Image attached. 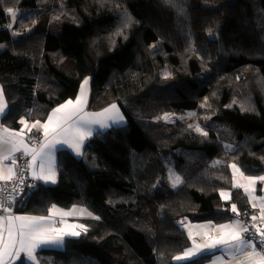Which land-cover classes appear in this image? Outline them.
Masks as SVG:
<instances>
[{"label":"trees","instance_id":"16d2710c","mask_svg":"<svg viewBox=\"0 0 264 264\" xmlns=\"http://www.w3.org/2000/svg\"><path fill=\"white\" fill-rule=\"evenodd\" d=\"M8 8L25 14L14 23ZM0 45L5 127L44 121L85 79L90 107L116 104L126 120L96 133L80 159L59 151L56 184L33 188L18 208L99 217L63 250L40 251V264H174L190 245L181 221H230L233 203L247 219L231 165L264 173V0H0ZM202 104L208 126L230 125L236 147L212 127L203 135L162 119Z\"/></svg>","mask_w":264,"mask_h":264},{"label":"snow or ice","instance_id":"6c2138e0","mask_svg":"<svg viewBox=\"0 0 264 264\" xmlns=\"http://www.w3.org/2000/svg\"><path fill=\"white\" fill-rule=\"evenodd\" d=\"M7 13L12 15L14 23L22 18L12 8H8ZM87 84L88 80L85 79L81 84V92L75 101L69 99L53 109L44 123L37 120L29 125L24 119H21L20 123L24 125L21 131H13L0 126V181L4 182L5 185L0 186V194L7 191L8 182L17 178L21 184L24 182V170L21 169L19 176L16 171V153L22 152L23 156L31 157L26 166L33 180L43 181L45 184H54L56 183V170L51 153L57 144H67L77 155H80L84 142L93 134L92 125H98L104 129L124 121V117L120 114L116 104L110 105L99 113L84 112V105L86 104L84 89ZM205 102H207V98H205ZM7 109L8 104L5 101L3 90L0 89V116L4 115ZM168 118L166 114L165 119ZM25 129L28 133H31L33 129H42L43 140L39 141L38 148L29 147L25 142ZM196 131L202 132V129L197 126ZM202 134L207 135L206 132H202ZM5 161H10V164H6ZM231 168L233 173L232 187L243 188L249 201H255L252 203L253 208L259 205V219L264 222V196L257 198L254 195L257 183L264 182V175H245V171L235 163L231 165ZM181 183V177L175 175L173 187ZM31 187H36V185H31ZM12 192L19 195V186H14ZM220 195L224 200L230 199V194L227 192L221 191ZM13 202L14 197L11 194L7 196V204L0 202V209L7 214L0 215V264H13V262H19L22 259H27L35 264L37 249L46 245L63 244L66 237H78L82 232L87 231L85 225L68 224L64 219L59 221L63 227L54 226L56 221L53 217L73 216L76 214L75 207L65 211L53 204L48 209L47 216H26L12 213ZM79 212L81 215L92 216L83 208ZM231 212L236 215V218L231 219L228 223L212 224L209 221L204 225L191 227L183 225L189 229L188 238L192 242V246L186 248L181 255L174 257V259L178 261L192 260L198 255L215 249L227 254L231 260H236L237 264H264V231L256 224L251 225L252 228H255V234L259 238L258 247L253 238L247 235L249 227L240 219L241 213L235 203L231 205ZM93 218L99 219V217ZM251 219L256 221L258 217L254 215ZM181 223L183 224V222ZM193 228L198 229V231L194 232ZM196 236H201L203 242H198L195 239ZM231 260L228 264H231ZM213 264H225V261L221 257H217Z\"/></svg>","mask_w":264,"mask_h":264},{"label":"crops","instance_id":"0c3cea01","mask_svg":"<svg viewBox=\"0 0 264 264\" xmlns=\"http://www.w3.org/2000/svg\"><path fill=\"white\" fill-rule=\"evenodd\" d=\"M87 80H88V84L85 86V89H84V95H85V98H86V104L84 105V112H86V113H99V112L103 111L105 108L109 107L110 105H108V106H106V107H104V108H102V109H99V110H93V109L90 107V99H91V86H90V84H91V83H90V80H89V79H87ZM84 81H85V80H84ZM84 81H83V82H84ZM83 82H82V83H83ZM82 83H81V84H82ZM0 89L3 90L1 83H0ZM80 92H81V85H80V87H79V89H78V92H77L75 98H74V99H71V100L75 101L76 97L80 94ZM3 94H4V91H3ZM4 97H5V95H4ZM5 101H6V99H5ZM66 101H68V100H66ZM66 101H65V102H66ZM65 102H63V103H61V104H64ZM6 103H7V102H6ZM61 104H59V105H61ZM59 105H58V106H59ZM111 105H112V104H111ZM58 106L54 107L53 109L57 108ZM117 108L119 109L118 106H117ZM53 109H52V110H53ZM52 110L49 112V114L52 112ZM7 112H8V109L6 110V112H5L4 115H6ZM119 112H120V114L123 116V114H122V112L120 111V109H119ZM49 114H48V115H49ZM4 115L0 116V126H2V127H5V126L2 125V123H1V119H2V117H3ZM47 117H48V116H47ZM123 117H124V116H123ZM46 121H47V118H46L44 121H40V122H41V123H44V122H46ZM26 122H27V121H26ZM27 123H28L29 125H31V124L35 123V121H34V122H27ZM125 123H126V120H125V118H124V121H123L122 123L112 124V125L109 126L108 128H104V129H101L98 125H92L91 127L93 128V134H92L90 137L87 138V140L84 142V145H85V143H86L89 139H91L96 133H98V132H105V131H107V130H109V129H111V128L122 127L123 125H125ZM6 128H8V127H6ZM23 128H24V125L21 124V127H20L19 129H17V130H13V131H21V129H23ZM8 129H10V128H8ZM10 130H12V129H10ZM25 132H26V139H25V142L28 144V146H29V147H36V148H38L39 145H38V146H32V145H30V143L28 142V138H32V139L36 140V141L39 143V141L43 140L42 129H40V130H38V129H33V131H32L31 133H28L27 130L25 129ZM84 145H83L82 148H81V154H80V155H77L76 152H75L72 148H70L67 144H64V145H59V144H57V145H56V147L53 149V151H52V153H51L52 158H53V160L55 161L56 182H57V154H58V152H59V151H68V152H69L70 154H72L75 158L80 159V158L82 157V155H83V147H84ZM20 153H22V152H18V153H16L15 156H17V155L20 154ZM30 159H31V157L29 156V160H30ZM5 163H6V164H10V161H5ZM237 166H238V165H237ZM231 170H232V168H231ZM232 174H233V173H232ZM29 175H30V173H29ZM260 175H264V173H263V174H260ZM257 176H259V175H257ZM30 178L32 179L31 175H30ZM32 181L36 184V187H37L38 185L53 186V185L56 184V183H54V184H53V183H47V184H45L43 181H35V180H33V179H32ZM241 182L243 183V181H241ZM2 183H3V182L0 181V184H2ZM36 187H35V188H36ZM239 189H241V190L244 192L243 188H239ZM224 192H227V193L230 194V199H229V200H224V199H222V198H221V195H220L221 191H220V193H219V195H220V199H221L222 202H224V203H228V202L231 201V193H230V191H224ZM244 194L247 196V194H246L245 192H244ZM254 195H255L257 198L264 196V182H258V183H257L256 188H255V193H254ZM247 199H248V205H249V208H250V211H251V212H250V214H248L247 219H244V218H242L241 216H240V219H241L244 223H245V221H248V222H250V224H256L257 227H260L261 230L264 231V222H262V221L259 219V216H260L259 205H257L256 208H253V207H252V203H254L255 201L250 202L248 196H247ZM57 208L63 209V210H65V211H68V210H72L74 207L69 208V209H65V208H61V207L57 206ZM82 208H83V209H86V208H84V207L75 206L76 214L73 215V216H68V217H63V218H61L60 216L53 217V219L56 221V223H55L54 226L57 227V228L63 227V225H61V224L59 223V221H60L61 219H64L68 224H83V225H85L86 228H87V225L84 223V221H85V220H86V221L93 220V219H94V218H93L94 216H93V214H92L90 211H88L87 209H86L87 212H90V213L92 214V216H88V215H86V214L81 215L80 212H79V210L82 209ZM17 215H26V216H47V215H48V211H47L46 214H31V213H27V214H26V213H18ZM254 215L258 217V219H257L256 221H253V220L251 219V217L254 216ZM235 218H236V217H235ZM235 218H233V219H235ZM209 221H210V220H206V221H202V222L181 221V222H183V224H182L181 222H180V224H181V227H182V229L184 230V232H185V234H186V236H187V238H188V230H189V229L186 228V227H184L183 225H188L189 227H191V226H194V225H204V224H207ZM211 222H212V224H222V223H215V222H213V221H211ZM228 222H230V221H227V222H224V223H228ZM192 230H193L194 232H195V231H198V229H195V228H193ZM82 233H84V232H82ZM82 233H81V234H82ZM66 238H75V237L68 236V237H66ZM66 238H65V239H66ZM195 239H196L198 242H200V243L203 242L201 236H196ZM188 240H189V238H188ZM64 242H65V241H64ZM189 242H190V245H189L188 248H190V247L192 246V242H191L190 240H189ZM63 248H64V243H63V244H55V245H46V246H43V247L37 249V253H36V255H38V253H39L40 251H42V250H63ZM181 254H182V253H181ZM181 254H179V255H181ZM177 256H178V255H177ZM203 256H208V257H209L208 260H206L203 264H213L214 260H215L217 257H221V258L225 261V264H228L229 260H231V258H230L227 254H224L222 251H220V250H215V249H214V250L207 251V252L203 253L202 255H198V256L194 257L192 260L197 259V258H200V257H203ZM175 257H176V256H175ZM172 261H173L174 264H182V263H185V262H188V261H191V260L178 261V260H175V259L173 258ZM13 264H33V262L28 261L27 259H22V260L19 261V262H13ZM35 264H40V262L38 261V257H37V260H36ZM231 264H237V261H236V260H231Z\"/></svg>","mask_w":264,"mask_h":264},{"label":"built area","instance_id":"2783aa9c","mask_svg":"<svg viewBox=\"0 0 264 264\" xmlns=\"http://www.w3.org/2000/svg\"><path fill=\"white\" fill-rule=\"evenodd\" d=\"M28 142L30 143V145L32 146H38L39 143L32 139V138H28ZM17 159V166H16V171L19 173L21 171V169L24 170V174H23V180L24 182L21 184L19 178L15 179L12 182H8L6 185L7 191L3 194H0V202H3L5 204H7V196L9 194H11L14 197V202L12 205V213L17 215L18 214V208L22 205V203L24 202L26 196L28 195L29 191L32 190L35 187H31V185H36L32 179L30 178L29 172L27 170V162L29 161V156H23L22 153L18 154L16 156ZM18 185L19 189H20V194L16 195V193L12 192V189L14 186ZM0 186H5L4 182L2 184H0ZM0 215H7L6 213L3 212L2 209H0ZM245 225L249 227V233L247 234L249 237H252L254 242L257 243V246L259 247V238L258 235L255 234V228H252L250 224V222L245 221Z\"/></svg>","mask_w":264,"mask_h":264},{"label":"rangeland","instance_id":"374dc122","mask_svg":"<svg viewBox=\"0 0 264 264\" xmlns=\"http://www.w3.org/2000/svg\"><path fill=\"white\" fill-rule=\"evenodd\" d=\"M15 12L19 13L20 15L25 14V12H22V11L21 12L15 11ZM5 47H6L5 45H0V50L4 49ZM203 105L204 106L203 107L201 106L198 112L185 114L182 117H176V116L166 113L169 118L165 119L166 114H164L162 119L166 122H173L179 118L180 119L183 118V119H186L188 122H190V125L193 126L195 129L197 126H199L202 129V132L206 131L207 127H212L216 129V133L224 141L225 146L227 148L236 147L238 144L237 135L233 131V129L230 127V125L223 123V124H217V125L210 124V126H208L209 120L211 118V114L209 112V109H207V107L205 106V104ZM190 114H194V115H190ZM168 174H169L171 183L173 184V178L175 174L172 171L171 167H168Z\"/></svg>","mask_w":264,"mask_h":264}]
</instances>
